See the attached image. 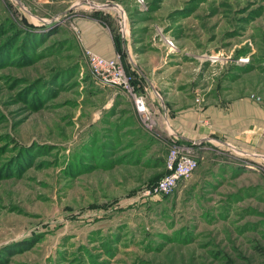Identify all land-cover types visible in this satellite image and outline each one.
Wrapping results in <instances>:
<instances>
[{
	"label": "rangeland",
	"instance_id": "obj_1",
	"mask_svg": "<svg viewBox=\"0 0 264 264\" xmlns=\"http://www.w3.org/2000/svg\"><path fill=\"white\" fill-rule=\"evenodd\" d=\"M102 29L139 94L150 50L184 108L264 113V0H0V264H264V124L229 142L211 123L193 174L148 193L174 140L145 91L149 119L92 74Z\"/></svg>",
	"mask_w": 264,
	"mask_h": 264
},
{
	"label": "crops",
	"instance_id": "obj_2",
	"mask_svg": "<svg viewBox=\"0 0 264 264\" xmlns=\"http://www.w3.org/2000/svg\"><path fill=\"white\" fill-rule=\"evenodd\" d=\"M102 30V33L98 32L91 36L88 33L85 34L89 48L103 56L116 57L113 35L108 29ZM137 44L144 45L143 39L138 41ZM165 59V56H157L149 50L145 53H140L139 61H144L145 64L137 67L134 59L131 61L133 65H136V69L133 66L135 69L134 73H136L137 78L144 86L139 91L141 94H144L145 91L147 99L155 106L157 121H159L160 130L164 133V136L170 140L178 139L186 143H194L199 149L200 145L205 144L209 140L212 130L210 124L215 123L217 129L229 137V142H247L249 138L258 142L260 139L262 140L263 109L244 98L239 99L230 109L214 108L210 105L203 109L196 105L184 108L185 105L181 103L180 95L177 99L178 94L181 93V91L179 92L178 82L180 77L176 73L177 69L176 72H174L175 70L173 71L174 67L170 68L171 70H159ZM177 67L178 65H175V68ZM162 75L164 76L163 78H161ZM173 79H175L174 82ZM117 94L119 98L126 95L123 92H118ZM119 106L122 105L118 104ZM131 114L135 118L132 111Z\"/></svg>",
	"mask_w": 264,
	"mask_h": 264
},
{
	"label": "built area",
	"instance_id": "obj_3",
	"mask_svg": "<svg viewBox=\"0 0 264 264\" xmlns=\"http://www.w3.org/2000/svg\"><path fill=\"white\" fill-rule=\"evenodd\" d=\"M164 44L170 53L176 50V44L173 40L165 38ZM87 60L92 74L101 85L117 88L133 100L143 118H151L146 99L136 91L132 77L127 73L118 57H106L93 50H87ZM198 166V146L194 143L174 140V144L166 156L165 174L154 186L148 189V193L160 196L173 194L177 187L186 181Z\"/></svg>",
	"mask_w": 264,
	"mask_h": 264
}]
</instances>
